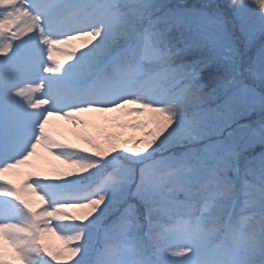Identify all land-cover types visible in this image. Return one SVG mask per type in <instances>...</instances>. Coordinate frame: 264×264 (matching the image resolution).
<instances>
[{
	"label": "snow or ice",
	"instance_id": "obj_1",
	"mask_svg": "<svg viewBox=\"0 0 264 264\" xmlns=\"http://www.w3.org/2000/svg\"><path fill=\"white\" fill-rule=\"evenodd\" d=\"M118 110L140 136L78 115ZM53 118L84 126L80 143ZM38 150L53 176L5 180ZM4 241L19 264H264V0H0L14 264Z\"/></svg>",
	"mask_w": 264,
	"mask_h": 264
},
{
	"label": "rangeland",
	"instance_id": "obj_2",
	"mask_svg": "<svg viewBox=\"0 0 264 264\" xmlns=\"http://www.w3.org/2000/svg\"><path fill=\"white\" fill-rule=\"evenodd\" d=\"M5 2L10 3V0H5ZM75 43L78 44L79 42ZM64 54L65 50L61 49L58 51L54 48V55L57 59ZM78 115L90 121L87 131L93 135L98 134L99 130L116 133L123 132L131 136H140L142 134L140 129L122 127L124 124L134 122L133 118L124 114L122 110H118L114 113H81ZM140 119H143V117ZM51 126L53 128V134L56 135L58 139H66L72 142L80 143L75 135V132L84 130V126L74 125L67 119L56 120V118H53ZM100 139L103 140V137H100ZM49 160H51L50 157H46L44 153L38 150L37 155L31 157L28 162L18 166L17 169L10 170L9 173L5 174V180H11L13 184L19 186L25 182L28 178V174L31 172H41L43 175L51 177L54 173L49 171L50 167L53 165H61V162L52 161L51 164H49ZM31 201L33 207H36L37 209L41 207L38 195H32ZM68 211L79 213L83 210L68 209ZM245 214L249 215V212H245L244 215ZM44 242L48 244L53 251L63 246V241L55 233L45 234ZM3 254L5 259H11L14 261V264H19V262L15 259L13 250L7 241L3 242Z\"/></svg>",
	"mask_w": 264,
	"mask_h": 264
}]
</instances>
